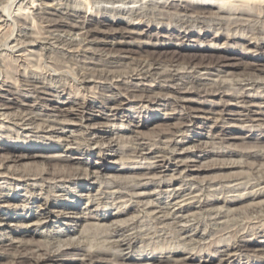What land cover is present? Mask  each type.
I'll return each instance as SVG.
<instances>
[{
  "label": "rangeland",
  "instance_id": "rangeland-1",
  "mask_svg": "<svg viewBox=\"0 0 264 264\" xmlns=\"http://www.w3.org/2000/svg\"><path fill=\"white\" fill-rule=\"evenodd\" d=\"M15 1L16 0H8V1L0 0V16H1V22H0V85L2 84V82H4V85L1 86L2 90H0V96H3V97L5 96L9 99L19 96V93L20 95H22L23 93L25 94V92L30 93L31 88L24 82L27 79H38L39 74L40 76L38 80L40 81L42 80L46 82H47V79L49 80L53 77L56 78V76L58 75L56 79L59 80V84L60 83L61 84H65V83L74 84L75 83L74 87L75 85L76 87L75 88L71 87V88L75 89L80 94H82L81 92H83L85 95H87V97L90 98L91 96L96 95V94L92 95V93L90 92V87H93L96 84L98 85V86L96 85L97 87L102 86V85L109 86L110 83L106 82L105 84H98L97 82H93L94 79L90 77L91 76L90 73L92 72L89 73L87 72V70L92 71V68L93 69L94 68H98V69L100 68L112 69L113 68L112 70H119V71H124V72L130 71L135 67L134 62L136 60H147L148 58H152V57L157 58V59H162L165 61L170 60V59H177L178 62H183V61H186L192 58L195 59V62H198V61L210 62V61L216 60V61L225 62L228 64L238 65L237 67L228 66L222 69L223 73H221V75L226 74L229 76H238L240 74L245 73L246 71L247 72L250 71L252 67L264 65V47L259 49L257 53L253 55L242 54L239 51H233L231 53V52H228V50H224L225 46L223 43L225 42V38L222 37V39L218 41L215 40L214 33H216V31L213 28H217V26L215 25L213 26L212 23L214 22H209L212 25L211 28L208 26L202 25V28L199 29L198 27H201V25L196 24V26H194L196 34H193L190 40L184 41L185 45H189V47H184V46L178 47L177 45H175L177 40L173 39V36L169 37L171 33H167L166 31L161 30L160 25H154L152 26V29L150 28V31L152 32L151 33L152 38L151 37L145 38V37H140L138 35H133L131 37L128 36V38L124 39L126 42L131 43L127 47L135 50V52L128 55V57L131 58L132 61H130L129 58L115 59L116 60L115 61L111 58H108L109 52L107 53V50H106L110 47H115V43L119 42V39L113 38L112 36H105L103 34H98V36L94 35L92 38L86 39L85 34L83 35V31H77L78 34L77 33L75 34L67 33V35L65 33H62V34L53 33V35L50 34L49 37H48L49 33L45 34V36L47 37L45 36L43 37L41 35L43 33H41L42 31H40L41 27H39V25L37 27V20L39 23V18L50 17L51 16L50 14L52 15L55 14L56 9H59V7L63 8L65 3L67 2L66 0H59L58 2L57 0H55L54 3L51 1H47L46 3L48 4L46 5L45 3H43V0H17L16 2ZM74 1H77V0H74ZM108 1L107 0L106 1L105 0L103 1L102 0H78L77 2L79 3H77V2H73V0L72 2L69 0V2H67V4L69 3L68 6L72 3L71 6L69 7L73 8L74 6L75 9L76 7L77 9L78 7H80L79 9L82 11L89 10L91 12V14H89V11L88 13H85V12L82 13L84 14V16L91 18L90 22H86L85 21L86 17H83V16H81L79 19L76 18V20H73L72 22L75 24L80 22L79 25L84 26V31L87 29L91 30V29H97V28L102 31L104 30L108 31L109 29H117L123 32V30L124 31L128 30L129 26L126 25L127 22L124 20H120V22L116 23V25H114V27L112 28H110L107 25H102V24L100 25L98 23L99 18H100L99 13L103 14L104 12L103 8L106 6H107L106 8H108V6L110 7L111 5H113L109 3L110 1L109 2ZM244 1L248 2L246 3L247 4L246 9L250 11L252 10L254 15L256 16V19H255L257 23L256 26L261 27L262 33L260 34V36L264 38V31H263L264 30V27H263L264 26L263 24L264 23L263 21L264 20V0H244ZM8 2L10 5H12L11 7L9 4H7ZM135 6H138V3L135 4ZM98 9L99 11L97 13ZM17 12H19L20 14L17 15ZM147 12L149 13V10ZM110 13H106L108 18H110V15L112 16V14L113 16L115 15L112 12ZM21 14L23 15L21 17L29 19L30 22L21 24L20 21H17L16 19L17 16H20ZM208 15L209 14L205 16H208ZM123 16L124 18L126 17L125 15ZM123 16H120V17H123ZM191 16H196V15L192 14ZM200 16H203V15H200ZM232 17H237V16L233 15ZM169 20L170 19H164L163 22L168 23ZM170 21L173 22L175 20L172 18ZM18 22L20 23V25ZM137 22L138 21L136 20L135 23ZM187 23H192V22L190 21V19H187ZM145 26L144 27L142 26L141 29L136 30V31L141 32L142 30L143 31L147 30L148 27L147 26L145 27ZM184 27H188V25H184ZM181 30H184V29H181ZM224 30L223 32L225 34L226 30L225 31ZM37 32H40V35ZM200 32L202 34L201 37H202V40L204 41V44H208V43L219 44L220 48L218 50L217 49L212 50L207 46H200L197 48L196 47L197 41H198L197 35L200 34ZM162 34L165 37H169V38L161 39L159 37H156ZM177 34L178 32L172 31V35L177 36ZM35 36L36 37L38 36L37 38L39 40L35 38ZM93 38L95 40L91 41ZM96 39H97V42H96ZM139 40L141 43L139 42ZM93 42H95L96 44L95 43L93 44ZM160 42L165 45L163 46L159 45ZM229 43L232 46L235 45L234 41H229ZM238 43H243V42L238 41ZM89 63L92 66L89 65ZM93 64H96V65H93ZM86 65H89V66H86ZM100 65H102V67ZM14 67L17 70H15ZM55 70L59 72H56ZM28 71L30 72L28 73ZM45 71L47 74L45 73ZM86 72L90 76L88 74L86 75ZM83 77H85L86 79ZM87 77H89L90 79ZM13 80L15 81V84ZM22 86L23 87L27 86L28 89L27 87L24 89ZM231 87L235 88L234 86H229V88ZM6 90L8 91L10 90V92H6ZM12 90L14 92L16 91V93L14 94V97L11 94V92H13ZM256 90L257 92L261 93V98H262V100L260 98L257 102L262 103V105L264 106V93L262 92V90L264 91V87L263 89L259 88ZM256 90L252 91L251 94H254ZM59 93H62V92L59 91ZM69 94L70 92L67 94L63 92L60 95V99H58L56 96L50 97L49 95H43V98H46L49 101L47 102L43 101L41 103L42 105L50 103V101H54V104L56 101H58V103H61L60 101L67 103L71 100V97L73 96L72 93L70 95ZM41 103L39 106H41ZM126 103L128 104L123 106L122 109H124L123 114L128 115V118L126 116L125 117L121 116V113L119 114V117H118L119 119L112 117L111 113H109L108 111H103V109L100 108L101 105L99 103H96L94 110L89 112L94 116L95 120L93 121V123L97 122L96 124L97 130L95 131H97L98 133L97 135L93 136V139L94 137L98 136V139L99 137L100 139L102 138V142L108 141L107 143H104L102 145L103 146L102 149L105 150L103 151L105 156H104V159H100L96 155L98 153L99 145L94 144L93 141H89L86 143L87 141L86 138L88 136H86L85 133L82 132L81 128L78 127V123L76 124L75 122H71L69 125L70 127L62 135L63 138L65 135L66 136L73 135L77 138L79 137L78 141H79L80 146L78 144L72 145L71 148L73 150L75 149L74 152L66 153L63 150H61V148L55 146L52 143L53 140L54 141L57 140L56 136H61L60 133H55L53 135L55 137L52 139V141H50L48 139L41 138V136L42 137L45 136V133H41L39 132V130L33 128L36 126V123H38L37 121L33 125H30L31 127L28 126L30 128L28 127H26L27 129L19 128L18 126L14 124V122L17 121L15 119H18L16 118L18 111H20V108H18L19 103L14 104L12 108L10 109H6L2 105L3 103L0 101V125L3 122L2 126H0V147H4V146L10 147V148L13 147L15 149L18 148V149H22L26 151L37 149L38 151L37 150L36 151L38 153L44 152V154L46 155H57V156L59 155L61 156L60 158H68L69 156H71L72 158L75 159L71 162H68V165L66 162H63L58 159H53V160L52 159H48V160L37 159L36 164L32 162L31 164L28 163L27 165H25L23 162L14 163L9 160L8 162L4 163V166L6 167V169L7 170L10 169L9 171L3 170L4 166H0L1 171L3 170L4 172L8 173V174L4 173L3 175H1L3 177L0 176L1 177L0 178V192H2V195H0V202L5 200V196L8 197L7 202L5 201V202L0 203L1 204L0 216L3 218V223L1 224V229L3 230L0 232V238L5 239V240H9L10 238L12 240L14 239L13 245H18L20 237L18 234L11 232V228H16L20 225L28 224L30 225V228L32 230H35L36 227L32 226V222H34L35 220V214L43 212L46 207L45 206L38 207L39 204H42V202L35 201L33 197L39 195V197L46 198L47 195L45 193L49 189H53L52 194L48 195L47 197L49 200H52L49 208L58 210L59 208L55 207V205L66 207L69 212L68 217H75L74 218L75 220H79L81 217H89V216L91 217V216H94L95 214L102 215V216L105 215V217H111L110 220L112 221L122 219V218H127L128 220L130 219L123 226L126 228H133V232H137V236L139 234L141 235L137 237L138 238L136 241V247H137L136 251L137 252L133 253L134 257L138 258L141 256V254H148L150 255L149 257L151 256L163 257L169 254L172 255L171 254L172 251L182 249L183 251L184 250L186 252L188 251L187 253L190 255L196 254L197 256L199 255V257L204 258V260L209 261L210 254L208 253L213 254V252L215 251L214 243L212 242L213 241L212 235L216 234L217 233L216 231L223 230V232L227 233V235L225 234L224 237L226 238L220 243V245L224 243L230 245L233 242V239H235L236 237L243 238L246 240H251V241H254V240L257 241L248 247L249 249L247 250V252L245 251L244 253L241 254V256L239 257L235 256L234 258L230 259V262L228 264H261L260 260L257 258H254L253 255L255 254L260 255L261 253H258L257 251L258 249L260 250L261 245H264V244H261V243H264V220L255 219L254 216L250 214L251 209L249 207L247 208L244 207V205H248L249 202L241 205V207H239L237 211H234L231 209L226 210L225 208L221 209L222 211L220 215L221 219L219 218L218 215L216 219H214V216H210L209 208L199 211L195 209V207H193L192 205L191 206L192 208H189L190 209L189 213L190 214L194 213L199 218L197 220L192 221L194 222V223H191L193 227L188 226L187 229L188 228L189 229L186 232L183 230L181 231L180 229V227H182L184 223L176 222L175 220L177 219L175 218V216L172 217L171 216L172 214H169V216L173 218L172 220L169 216H168L169 219L167 218L166 220H163L161 222L155 219L154 217L150 218L152 217V215L149 213L150 210H148L149 205L152 204L154 206L164 208L167 206V205L166 206L164 205L168 204V202L173 199V196L168 195L166 193L160 194L158 196L157 194L158 189H154L153 184H148V186H146L147 188L145 189H143L142 187H139V186L136 187L133 185L136 183V181H134L135 179H137L138 181V179L145 177L146 176L145 174H147V172L148 173L150 172V170L148 169L149 166L153 164L154 165L161 164V159H165L167 160L166 162H168V164H166L165 167L157 168L156 172L157 174L158 172L160 173L159 176L166 177V178L165 177L162 178V180H169L170 178H173L174 179L173 182L176 185L178 184L182 185V188L184 190L183 199H188L190 196H192V195H188L190 191H196L194 195L195 194L198 195V198L200 197L199 200L201 202L206 199L208 200L209 198L211 199L214 197L231 198V197H237L239 195H247L251 192L254 193V192H257L258 190H259L258 192H260L261 189L264 190V152H263L264 151V138H263L264 134H260V132H255L253 135H251L249 132H239V131L237 132V130L234 129L233 133H235V136L237 138L231 139L232 141L229 140V142L226 144H220L221 141L218 137L220 136L219 134L222 128H224L225 126L229 127L230 125L235 124L236 123L235 121L239 119V116L237 115L226 116L227 122L225 121L224 124H222V127L220 126L219 128L218 127L211 128L212 122L208 121L204 123L205 126L203 125L204 127L202 128H196V127L190 126L188 127V129L187 128L185 129L184 127L181 126V120L178 117V115L172 118L173 112L172 110H169L171 108L170 106H168L169 108L159 106L158 109L160 110H155L156 107H153L152 109L151 108L147 109L145 107H142L141 104L135 103V101L133 100H130ZM67 106L69 105H65V107ZM188 107L189 108L191 107L200 108V106L197 104H190L188 105ZM203 108L208 109L209 107L204 106L202 107V109ZM212 109L214 111H217L220 108L212 107ZM51 112L54 115L53 113L54 111H50L49 113L51 114ZM8 115H10L9 116L10 120H9V117H7ZM12 117H15V118H12ZM73 120H76V119L73 118ZM105 121L108 122V126H104V127L98 126L100 122L102 123ZM137 125H139L138 128H136ZM4 127H6L7 129ZM170 130L176 131L174 140L182 141L183 144H177L176 146L175 145L176 142H173V140L169 142V140L172 139L167 136V133ZM162 133L166 134L164 136L165 138L159 135ZM247 136H250V138H246ZM91 137L92 136H90V138ZM109 142H111L110 145H109ZM215 142H217V144ZM201 143L203 145H201ZM210 143L211 144L215 143L214 144L215 146L211 145ZM198 144H199V147L201 145V147L205 149V152H200L201 147L199 148ZM194 145H196V147ZM76 147L78 149H76ZM190 147L192 148L190 149ZM258 147L260 149H258ZM206 149L208 152L206 151ZM223 152L225 153V155ZM213 153H214V156H213ZM5 155L6 154H4L0 148V156H1L0 165L2 164L1 159L5 157ZM229 156H232V157H229ZM184 162L185 164L188 165V167L183 166ZM180 163H181V166H180ZM44 164L46 165V167H51V166L58 167V165H66L65 168L69 170H73V168H78V169H82V172L86 170L88 171V173L89 172L91 173L93 171L96 173L90 176L92 177L91 180L81 181L77 185L65 184L61 186V185H54V183H51L48 181H46L47 183L45 182L42 184L40 181H38V183H35L33 181L25 182L24 181L25 179H21L19 181L16 180L20 175H22L26 171L28 172L30 169L36 170L40 167H45ZM231 164L233 165V167ZM106 167H108L109 169H106ZM203 167H208V169L201 170ZM95 175H98V177H96ZM132 177L134 179H132ZM175 177H177L178 179ZM116 178L121 180L122 182H126V185H127V186L125 185L122 189H120L118 193L116 191V188H114L113 184L111 183L108 185L105 184L107 181L111 179L115 180ZM215 183H217L218 185ZM28 185H33V187H30ZM229 185L231 186L229 187ZM202 186H204V188ZM214 186L216 188H214ZM59 189H65V190L71 189L75 193L67 194V192L59 191ZM133 189H136L135 192L137 193H142L141 195L142 197H140L139 199L134 197V200L133 198H130V194L134 192ZM208 190L211 192H208ZM149 192L152 193L153 195L152 194L148 195L147 193ZM56 197H58V200L56 199ZM194 201L187 200L184 204H189L190 202H194ZM260 201H264V199ZM146 202H149V205L148 204L146 206L143 205ZM137 205H139L138 209L136 208ZM261 206L264 207V204H262ZM130 207H135L134 208L135 210L133 209L130 210L129 209ZM119 209L128 211L125 217L124 216L114 217L115 212H117V210ZM138 210L140 211L138 212ZM223 212H224V216L226 217L223 216ZM260 215L264 216V211L256 214V217ZM95 218H96L95 220L99 219L98 217H95ZM208 218L209 219L211 218V219L209 220ZM207 220H209L210 222ZM216 220H219V221H216ZM51 221L52 222L46 223V226L43 228H40V227L36 228L37 231L44 232V234L47 237L34 235L33 237H25L24 240H27L30 242H36L38 246L40 247V249H42V251L45 253L52 254V255H58L60 251H62L66 247L65 246L67 244L66 240L68 239L69 236L65 234L66 230L63 225H60L59 223H57L56 220H54L53 218L51 219ZM207 222L209 223L207 224ZM8 223L10 226H7ZM103 223L104 222L102 221L101 224ZM110 223L111 222H108L107 225L110 226L114 222H112L111 224ZM197 223L198 225L195 226V224ZM80 224L81 226H79ZM82 224L83 223L81 221H78V224L76 226L74 227L72 226L73 228H69L70 233L72 234L75 233V235L71 234L73 241L79 240L83 246L87 248L95 249L97 247L106 245L107 242L112 240L111 239L112 234L110 233V230L104 229L103 227H99V228L93 227V228L85 230L83 233H79L78 230L82 228ZM204 224L207 227L205 230L207 232L202 231L205 226ZM178 228L180 229V231ZM199 228L201 229V231ZM193 229H194V232H193ZM212 230H214L216 233ZM57 232L60 234L58 236H55L57 235ZM190 233H192L191 235L196 233V235L194 234L193 236H189ZM1 235L3 236L1 237ZM189 239L192 242H190ZM199 239L200 240L202 239V240L200 241ZM197 240H199V243L201 245H199V243L197 244L198 242ZM200 248L205 249V250L200 252L199 251ZM8 253L9 255H12L15 252L13 249H9ZM126 253L127 252H124V254ZM223 258L227 259L226 257H223ZM195 264H198V262L196 261ZM207 264H218V262L214 261L212 263H207Z\"/></svg>",
  "mask_w": 264,
  "mask_h": 264
},
{
  "label": "bare ground",
  "instance_id": "bare-ground-1",
  "mask_svg": "<svg viewBox=\"0 0 264 264\" xmlns=\"http://www.w3.org/2000/svg\"><path fill=\"white\" fill-rule=\"evenodd\" d=\"M47 1H51L54 3L55 0H43V3H45V5H46V4H48V3H46ZM58 1L59 0H57V2ZM66 1L69 2V0H66ZM70 1L72 2V0H70ZM77 1L73 0V2H77ZM109 1L108 2L113 4V5H111L110 7L108 6V8H106L107 6L103 8L104 12L102 11L103 14L99 13L100 18H99L98 23L100 25L101 24L107 25L110 28H112V27H114V25H116V23L120 22V20H124L127 22L126 25L129 26L128 30H126V31L123 30V32L119 31L117 29H109L108 31H105V30L102 31V30L97 28V29H91V30L87 29L84 31V26L79 25L80 22L75 24L72 21L76 20V18L79 19L81 16L86 17L82 13H84V12L88 13L89 10L88 11H82L79 9L80 7H78V9H77V7L75 9L74 6H73V8L69 7V6H71L72 3L68 6L69 3L67 4V2L63 6V8L59 7V9H56L55 14H53V15L50 14L51 15L50 17L39 18V23L37 20V27H38V25H39V27H41L40 31H42L41 33H43V34H41V35L43 37L45 36L46 33H49L48 34V37H49V35L50 34L53 35V33H56V34L57 33H61V34L65 33L67 35V33L75 34V33H77V31H83V35L85 34L86 39L87 38L90 39L94 35L98 36V34H103L105 36H112L113 38H117V39H119V42L116 41L117 43H115V47H117V48L110 47V48L106 49L107 53L109 52L108 58H111L113 60L129 58L128 55L135 52V50H133L132 48H128L127 46H129L131 43L126 42L124 39L128 38V36L131 37L133 35H138L140 37H145V38H150V37L152 38V34H151L152 32L150 31V28L152 29V26H154V25H160L161 30L166 31L167 33H171L169 37L173 36V39L177 40L175 45H177L178 47H182V46L189 47V45H185L184 41L190 40L192 35L196 34L194 26H196V24H200L201 27H198L199 29L202 28V25H205V26H208L211 28L212 25L209 22H214V23H212L213 26L214 25L217 26V28H213L216 31V33H214L215 40L218 41V40L222 39V37L225 38V42L223 43L225 46L224 50H228V52L232 53L233 51H239L242 54L253 55V54H256L259 49L264 47V38L262 36H260V34L262 33V29L260 26H259L260 28L258 26H256L257 25L256 20H255L256 16L254 15L252 10H251L252 11L251 12L250 10L246 9V5H247L246 3H248V2H246L244 0H109ZM77 3H79V2H77ZM137 3H138V6H135V4H137ZM7 4H9V2ZM87 4H88V2H87ZM73 5H75V4H73ZM11 6L12 5H10V7ZM3 8H4V6H3ZM17 9H19V8H17ZM22 9H24V8H22ZM146 10L147 11L149 10V13ZM253 10H254V8H253ZM98 11H99V9L97 10V13H98ZM110 12L114 13L115 15L113 16V14H112V16L110 15V18H108L106 13H110ZM19 14L20 13L17 12V15H19ZM46 14H48V13H46ZM89 14H91L90 11H89ZM192 14H195L196 16H191ZM207 14H209V15L205 16ZM85 15H87V14H85ZM116 15H118V16H116ZM123 15H125L126 17L124 18ZM200 15H203V16H200ZM231 15L232 16L236 15L237 17H232ZM21 16H23V15L21 14L20 16H17V18H16L17 21L21 22V24L30 22L29 19L23 18ZM92 16H93V14H92ZM120 16H123V17H120ZM260 16H262V15H260ZM96 17H97V15H96ZM172 18L175 20V21H173L175 23L170 21ZM164 19H170V20L168 23H164L163 22ZM187 19H190V21L192 23H187ZM136 20L138 21L137 23H135ZM85 21L90 22L91 18L86 17ZM0 22H1V16H0ZM35 24H36V22H35ZM19 25H20V23H19ZM145 25L148 27L147 30H144V31L142 30L141 32L136 31V30L141 29V27L142 26L144 27ZM184 25H188V27H184ZM26 26H28V25H26ZM156 28H158V27H156ZM181 29H184V30H181ZM224 29L226 30L225 34L223 32ZM172 31L178 32L177 36L172 35ZM219 32H221V33H219ZM37 33H39V35H40V32H37ZM58 36H56V37H58ZM68 36H69V34H68ZM197 36H198V41H197V45H196L197 48L200 46H207L212 50L213 49L218 50L220 48L219 44H213V43L204 44V41L202 40V37H201L202 36L201 32ZM37 37L35 36V38H37ZM45 37H47V36H45ZM67 37H65V38H67ZM156 37H159L161 39L162 38H169V37H165L163 34L158 35ZM94 38L91 41L95 40ZM229 41H234L235 45L232 46L229 43ZM238 41H242L243 43H238ZM67 42H68V40H67ZM96 42H97V39H96ZM139 42H140V40H139ZM94 43L95 42H93V44ZM145 43H147V42H145ZM159 45L163 46L165 44L160 42ZM137 46H139V45H137ZM97 50H99V49H97ZM129 59H130V61H132L131 58H129ZM134 63H135L134 64L135 67L132 70L125 71V72L119 71V70H112L113 68L112 69H109V68H100V69L94 68L93 69L92 68V71H88L86 69L87 72H89V73L92 72V73H90L91 76L87 72H86V75L88 74L91 78H93L94 79L93 82H97L98 84H105L106 82L110 83L109 86L102 85V86L97 87L98 85L96 84L97 86L95 85L93 87H90V92L92 93V95H95V94L97 95V96L96 95L91 96L90 97L91 99L89 97H87V95H85L83 92H81L82 94H80L75 89H72L71 87H73V88L76 87V85L74 87V84H75L74 82H73L74 84H70V83L69 84H66V83L65 84H61V83L59 84V80L56 79L58 75L56 76V78L53 77L49 80L47 79V82L42 81V80L40 81V80H38L39 76H40V74H39L38 79H27V78H25L27 80H25L24 83H26L31 88L30 93H26L24 91L25 94L21 93L22 95H20V93L17 92V93H19V96L12 98V99H9L5 96L4 97L0 96V101L3 103L2 105L6 109H10V108H12V106L14 104L19 103L18 108H20V111H18V114L16 117L18 119H15V120H17L15 122L13 121L14 124L16 126H18L19 128L25 129L26 127L33 125L37 121L38 123H36V126L33 128L39 130V132H41V133H45V136L44 137L41 136V138L48 139L50 141H52V139L55 137V136H53L55 133H60L61 136H56L57 140L56 141L53 140L52 143L55 146L61 148V150H63L66 153H73L74 152L75 149L73 150L71 148L72 145L78 144L80 146L79 141H78L79 137L77 138L73 135L72 136H66L65 135L63 138V136H62L64 134V132L70 127L69 125L71 122H75L76 124L78 123V127H80L82 132L85 133L86 136H88L86 138L87 139L86 143L89 141H93L94 144L99 145L98 153L96 155L100 159H104V156H105V154L103 152L105 150L102 149L103 148L102 145L104 143H107L108 141L102 142V138L100 139V137H99V139H98V136L94 137V139H93V136L97 135V133H98L97 131H95V130H97V125H96L97 122L93 123V121L95 120L94 116L89 112L94 110L96 103H99L101 105L100 108H102L103 111H108L109 113L112 114L111 115L112 117L117 118V119H119L118 117H119L120 113H121V116H123V117L126 116L128 118V115L123 114L124 109H122V107L125 106L126 104H128L126 102H128L130 100L135 101V103H137V104H141L142 107H145L147 109H149V108L152 109L153 107H156L155 110H160V109H158L159 106H163L165 108L170 106L171 108L169 110H172V112H173L172 118L178 115V117L181 120V126L184 127L185 129L186 128L188 129V127H190V126L196 127V128H202L205 126L204 123H206L208 121L212 122L211 128H217V127L219 128L220 126L222 127V124H224V122L227 120L226 116H228V115L239 116V119H237V121H235L236 122L235 124H232L229 127H226L225 125H224L225 127L223 126L224 128H222V130L220 131V134H219L221 137L220 136L218 137L221 141V143L219 142L220 144H226L229 142V140L232 141L231 139L237 138L235 136V133H233L234 129L237 130V132L238 131L239 132H249L251 135H253L255 132H260V134H264V106L262 105V103L257 102L261 98V93L257 92V90H256L259 88L263 89V87H264V65L252 67L250 71H248V72L246 71L245 73L240 74L238 76H229L226 74L221 75V73H223L222 69L224 67H228V66L229 67L230 66L231 67L232 66L237 67L238 65L228 64V63L220 62V61H216V60L210 61V62H206V61L195 62V59L192 58V59H188V60L183 61V62H178L177 59H170V60L165 61V60L157 59V58H153V57L148 58L147 60H136ZM89 65H91V64L89 63ZM89 65H86V66H89ZM93 65H96V64H93ZM100 66L102 67V65H100ZM93 67H95V66H93ZM106 67H108V66H106ZM16 68H15V70H17ZM83 68H85V67H83ZM43 70H45V69H43ZM55 71L59 72L57 70H55ZM29 72L30 71H28V73ZM45 73H46V71H45ZM60 74H62V73H60ZM24 76H25V74H24ZM83 78H85V77H83ZM87 78H89V77H87ZM65 79H67V78H65ZM71 83H72V81H71ZM14 84H15V81H14ZM2 85H4V82H2V84L0 85V90H2L1 89ZM15 86H13V87H15ZM229 86H234L235 88L231 87V88H233V89H231V88H229ZM26 87L27 86H25L23 88L25 89ZM27 89H28V87H27ZM254 90H256V92L254 94H251V92ZM28 91H30V90H28ZM59 91H61L62 93L64 92L66 94L69 92H70V94L72 93L73 96L71 97V100L67 103L62 102V101H60L61 103H58V101H56L55 104H54V101H50V103L42 105L41 102L49 101L48 99L43 98V95H49L50 97L56 96L58 99H60V95L62 93H59ZM6 92H10V90L9 91L6 90ZM13 92H11V94L14 97V94L16 93V91L14 93ZM262 92L264 93L263 90H262ZM30 94H32V95H30ZM261 100H262V98H261ZM40 103H41V106H39ZM190 104H197L200 106V108H193V107L189 108L188 105H190ZM65 105H69V106L65 107ZM204 106L209 107V108L208 109H206V108L202 109V107H204ZM212 107H219L220 109H218L217 111H214L212 109ZM38 111H40V112H38ZM50 111H54L53 112L54 115L52 114V112L50 114L49 113ZM14 112H15V110H14ZM1 115H3V114H1ZM9 116L10 115H8L7 117H9ZM54 117H55V119H54ZM5 118H6V116H5ZM12 118H15V117H12ZM73 118H75L76 120H73ZM9 120H10V117H9ZM2 123L0 126H2ZM219 124H221V125H219ZM98 126H103V127L108 126V122L107 121L102 122V123L100 122V124ZM30 127H28V128H30ZM138 127H139V125L136 126V128H138ZM4 128H6V127H4ZM81 130H80V132H81ZM175 132H176L175 130L168 131L167 136L172 138L169 140V142H171L173 140V142H176L175 143L176 146H177V144H183L182 141H175L174 140ZM184 132H186V131H184ZM159 135H161V137H164L166 134L162 133ZM90 136H92V137L90 138ZM176 136H177V134H176ZM69 137H70V139H69ZM246 138H250V136H247ZM36 139H37V137H36ZM110 143L111 142H109V145H110ZM215 143L217 144V142H215ZM215 143H213V144L210 143V144L214 145ZM201 145H203V144L201 143ZM201 145H200V147H201ZM192 146H193V144H192ZM194 146L196 147V145H194ZM198 147H199V144H198ZM0 148H1V151L4 154H6L5 157H3L1 159L2 164L0 166H4V163L8 162L9 160L11 162H14V163L23 162L25 165H27L28 163L31 164L32 162L34 164H36L37 159H42V160L58 159V160H61L63 162H66L67 165H68V162L75 160L71 156H69L68 158H60L61 156H59V155L58 156L57 155H46V154H44V152L38 153L37 149H36L37 151L36 150L26 151V150H22V149H18V148L15 149L13 147L10 148V147H5V146L0 147ZM191 148L192 147H190V149ZM76 149H78V148L76 147ZM185 149H187V148H185ZM258 149H260V148L258 147ZM200 150H201L200 152H205V149H203V147H201ZM206 151H207V149H206ZM250 152H252V151H250ZM156 154H157V152H156ZM224 155H225V153H224ZM238 155H239V153H238ZM161 156H163V155H161ZM165 156H166V154H165ZM213 156H214V153H213ZM229 157H232V156H229ZM257 157H258V155H257ZM166 161L167 160H165V159H161V164H155V165L153 164V165L149 166L148 169L150 170V172L149 173L147 172V174H145L146 176L144 175L145 177L138 179V181H137V179L134 180V181H136V183L133 186H136V187L139 186V187H142L143 189H145V188H147L146 186H148V184H153L154 189H158V191H157L158 196L160 194H163V193H166L168 195L173 196V199L171 201H169L168 204H165L164 206H166V205L167 206L164 208L157 207V206H154L152 204L149 205V202L144 203L143 205H145V206L147 204L149 205L148 210H150L149 213L152 215V217H150V218L154 217L155 219H157L161 222L163 220H166L168 218L169 214H172L171 216L172 217L175 216V218L177 219V220H175L176 222L184 223V225H182V227H180L181 231L183 230V231L187 232L189 229V228L187 229V227L192 226L191 223H194L192 221L197 220L199 218V217H197L196 214H194V213L190 214L189 213L190 212L189 208H192L191 207L192 205H193V207H195V209H197L199 211H202L206 208H209L210 209L209 215L214 216V219H216L217 215L219 216V218L221 217L220 216L222 213L221 209L225 208L226 210L231 209V210L237 211L239 209V207H241V205L249 202L248 205H244V207L245 208L249 207L251 209L250 214H252L255 219L264 220L263 215L256 217V214L264 211V207L261 206L262 204H264V201H260V200L264 199V190L261 189L260 192H258L259 190L257 191L258 193L253 191L254 193L251 192L247 195H239L237 197H231V198L214 197L211 199L209 198L208 200L206 199L202 202L199 200L200 197L198 198V195H196V194L194 195V193H196V191H190L188 193V195H192V196H190L188 199H183V197H184L183 191L184 190L182 188V185H179V184L176 185L173 182V180H174L173 178H170L169 180H162V178H164L165 176L164 177L159 176L160 173L158 172V174H157V172H156L157 168L165 167V165L168 164V162H166ZM214 161H216V160H214ZM181 163H180V166H181ZM226 164H224V165H226ZM44 166L45 167H40L36 170L30 169L28 172L26 171L22 175H20L16 180L19 181L21 179H25L24 180L25 182L33 181L35 183H38V181H40L42 184L45 183L46 181H48V182L54 183V185H61V186L65 185V184L77 185L81 181L91 180L92 177H90V176H92V174L96 173L94 171L91 173L90 172L88 173V171H86V170L84 172H82V169H78V168H73V170H69V169L65 168L66 165H58V167H55V166L46 167V165L44 164ZM176 166H178V165H176ZM183 166L188 167V165L185 164V162H184ZM4 167H3V170H6V171L10 170V169L7 170L6 167L4 169ZM8 167H10V166H8ZM232 167H233V165H232ZM106 169H109V168L106 167ZM207 169H208V167H203L201 170H207ZM221 169H223V168H221ZM3 170L1 171V168H0V176L3 175L4 173H7V172H4ZM149 175H151V176H149ZM184 175H182V176H184ZM95 176L98 177V175H95ZM1 177H3V176H1ZM175 178H177V177H175ZM132 179H134V178L132 177ZM220 182H222V181H220ZM231 182H233V181H231ZM110 183L114 185V188H116L117 193L120 189H122L126 185V182H122L121 180H119L117 178L115 180L111 179V180L107 181L105 184L108 185ZM209 183H211V182H209ZM215 184H217V183H215ZM28 186L33 187V185H28ZM189 186H188V188H189ZM221 186H222V184H221ZM230 186L231 185H229V187ZM202 187L204 188V186H202ZM214 188H216V187L214 186ZM133 190H134V192H132L130 194V198H133V200H134V197L137 199L142 197L141 196L142 193L135 192L136 189H133ZM59 191L67 192V194H74L75 193L71 189H66V190L65 189H59ZM52 192H53V189H49L45 194L48 197V195H51ZM208 192H211V191L208 190ZM30 194H32V193H30ZM147 194L150 195L152 193L149 192ZM206 194H207V192H206ZM0 195H2V192H0ZM33 195H31V196H33ZM210 195H211V193H210ZM52 196H54V195H52ZM61 196H63V195H61ZM203 196H205V195H203ZM47 197L42 198V197H39V195L33 197V199L35 201H41L42 202V204H39L38 207L45 206L46 208L44 209L43 212L35 214V220H34V222H32V226H35L36 228H39V227L43 228L46 226V223L52 222L51 219L53 218L54 220H56L57 223H59L60 225H63L65 227V230H66L65 234L69 236L68 239L66 240L67 241L66 242L67 244L65 245L66 247L62 251H60V253L58 255H52V254L45 253L42 251V249H40V247L38 246V244L36 242H30V241L24 240L25 237H33L34 235L47 237L44 234V232L37 231L35 227H34L35 230H32L30 228V225H28V224L20 225L16 228H11V232L18 234L20 237L18 245H13L14 239L12 240L10 238L9 240H5V239L0 238V264H50V263H52V264H195L196 261L198 262V264H207V263H212L214 261H217L218 264H228L230 262V259L234 258L235 256L236 257L241 256L242 253H244L245 251L247 252V250L249 249L248 247L251 244L257 242L256 240L251 241V240H246L243 238H237L236 237L235 239H233V242L230 245L225 244V243L220 245V243L223 240H225L226 237H224V236H225V234L227 235V233H224L223 230H221V231L219 230L220 232L216 231L217 233L219 232L217 234L214 231L215 229L213 228L214 230H212V231H214L216 233V234L212 235V237H213L212 242L214 243L215 251L213 252V254L208 253V254H210L209 255V257H210L209 261L204 260V258L199 257V255L197 256L196 254L190 255L187 253L188 251L186 252L185 250L183 251L182 249L172 251L171 252L172 255H170L168 253L169 255L163 256V257H157V256L149 257L150 255H148V254H141V256L139 255L140 257L137 258V257L133 256V253L137 252L136 251V248H137L136 247V241L138 239L137 237L140 234L137 236V232H133V228H126L123 226L130 219L128 220L127 218H122V219L112 221V220H110L111 217H105V215L102 216V215L95 214L94 216H91V217L90 216L89 217H81L79 220H75L74 219L75 217H68L69 212H68V209L66 207L55 205V207L59 208L58 210H54V209L49 208L52 200H49ZM210 197H212V196H210ZM56 199L58 200V197H56ZM140 200H142V199H140ZM187 200H190V201L195 200V201L190 202L189 204H184ZM5 201L6 202L8 201V197H6V196H5V200L2 202H5ZM2 202H0V203H2ZM0 206H1V204H0ZM138 207H139V205H137L136 208L138 209ZM134 208L135 207H130L129 209L135 210ZM261 208H263V209H261ZM139 211L140 210H138V212ZM127 213H128L127 210L119 209V210H117V212H115L114 217H120V216L125 217V215ZM75 214H77V213H75ZM223 216H224V212H223ZM95 217H98L99 219L95 220L96 219ZM224 217H226V216H224ZM172 219L173 218H171V220ZM200 220H201V218H200ZM209 220H207V221H209ZM78 221H81L83 223L82 228L80 230H78L79 233H83L85 230L93 228V227H95V228L103 227L104 229L110 230V233L112 234V236H111L112 240L107 242L106 245H104V246L100 245L101 247H97L95 249H91V248H87V247L83 246L79 240L73 241L72 236H71L72 233H70L69 228H73L74 226H76L78 224ZM102 221L104 222L103 224H101ZM216 221H219V220H216ZM53 222H55V221H53ZM108 222H111V223L114 222V223H112V225L109 226V225H107ZM209 222H207V224ZM2 223H3V218L0 216V232L3 230V229H1ZM198 223H200V222H198ZM198 223L195 224V226L198 225ZM7 226H10L9 223L7 224ZM79 226H81V224ZM195 226H194V228H195ZM217 226H218V224H217ZM199 227H201V226H199ZM206 228L207 227L205 225L202 231H205ZM180 229H179V231H180ZM196 230H197V228H196ZM200 231H201V229H200ZM193 232H194V229H193ZM205 232H207V231H205ZM59 234L60 233L57 232V235H55V236H58ZM73 234L75 235V233H73ZM191 234L192 233H190L189 236H193L194 234L196 235V233H194L193 235H191ZM207 235H208V233H207ZM2 236L3 235H1V237ZM73 237H75V236H73ZM199 240H197L198 241L197 244L199 243ZM189 241L192 242L190 239H189ZM259 244H260V242H259ZM261 244H264V243H261ZM184 245H186V244H184ZM199 245H201V244L199 243ZM202 246H204V245H202ZM201 248L199 249L200 252L205 250V249H201ZM9 249H13L15 253L12 255H9V253H8ZM185 249H187V248H185ZM112 250H114V251H112ZM124 252H127V253L124 254ZM257 252L261 253V254L260 255L255 254V255H253V257L259 259L261 264L262 263L264 264V245H261L260 250L258 249ZM247 254H246V256H247ZM215 256H216V258H215ZM223 257H226L227 259H224Z\"/></svg>",
  "mask_w": 264,
  "mask_h": 264
}]
</instances>
